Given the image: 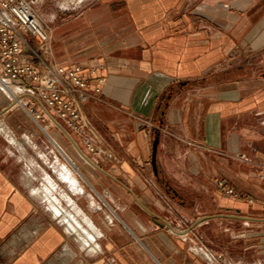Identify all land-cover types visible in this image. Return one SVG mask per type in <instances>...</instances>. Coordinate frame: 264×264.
I'll return each instance as SVG.
<instances>
[{"label":"crops","instance_id":"1","mask_svg":"<svg viewBox=\"0 0 264 264\" xmlns=\"http://www.w3.org/2000/svg\"><path fill=\"white\" fill-rule=\"evenodd\" d=\"M36 8L52 60L83 64L91 87L88 67L102 65L109 102L84 110L118 157H92L53 116L44 131L0 89V264H264V0ZM56 143L78 164L74 187ZM48 175L73 195L90 243L35 192ZM218 178L255 201L224 194Z\"/></svg>","mask_w":264,"mask_h":264},{"label":"built area","instance_id":"2","mask_svg":"<svg viewBox=\"0 0 264 264\" xmlns=\"http://www.w3.org/2000/svg\"><path fill=\"white\" fill-rule=\"evenodd\" d=\"M37 2L0 0V89L13 105L22 107L44 131L53 116L70 133L78 136L92 157L116 160L118 156L113 146L84 110V104L90 100L109 102L103 95L105 77L98 74L102 65L88 67L95 79L91 87L89 78L83 74V64L64 65L52 60L50 26L37 11ZM89 2L61 0V7L76 13ZM216 185L226 195L249 203L255 201L252 195L236 188L225 178H218ZM204 255L210 262L217 259L216 254L208 249Z\"/></svg>","mask_w":264,"mask_h":264},{"label":"bare ground","instance_id":"3","mask_svg":"<svg viewBox=\"0 0 264 264\" xmlns=\"http://www.w3.org/2000/svg\"><path fill=\"white\" fill-rule=\"evenodd\" d=\"M15 91L17 90L16 88H13ZM6 131V130H5ZM6 133V132H5ZM10 133V132H9ZM9 135V134H8ZM9 137V136H8ZM15 137V136H14ZM15 140V139H14ZM51 140V139H50ZM53 140V139H52ZM52 142V141H51ZM55 142V141H54ZM53 142V143H54ZM57 147L56 149H60V151L65 155L64 158L66 157L67 160L69 161L68 163H70L71 167L68 166H64L65 167V171L63 172V176H67L68 179L70 177L71 180H69L70 185L72 187H74V185L76 184V178L74 177V175H72V170H76L77 172H79V167L78 164L68 155L66 154V152H64V150L62 149V147H60L57 143L55 144ZM59 152V151H58ZM43 154V153H42ZM41 154V155H42ZM83 155V154H82ZM84 156V155H83ZM58 159V158H57ZM58 164V163H57ZM63 166V165H61ZM33 168V167H32ZM63 168V167H62ZM44 171V170H43ZM60 171V170H59ZM31 174V172H29ZM48 173V172H47ZM77 175V174H76ZM33 176V174H32ZM79 176V175H78ZM66 177V178H67ZM88 178V177H87ZM45 179V178H44ZM63 179V177H62ZM66 180V179H65ZM45 181V180H44ZM75 181V182H74ZM79 181V180H77ZM82 184V183H81ZM41 185V184H40ZM69 185V184H68ZM80 186V184H79ZM32 187H35L32 185ZM76 187V186H75ZM82 187V186H81ZM69 188V186H68ZM34 189V188H33ZM78 189V188H77ZM77 189H75L77 191ZM83 188H81L82 190ZM88 191V190H87ZM35 192L37 194H39L41 196V198L44 200V202L47 204V207L49 208V210L52 211V213L54 214V217L59 218V220H61V222L65 223V225L71 229L76 231L77 233H79V235L82 237L84 242H88L90 243V240H92L93 238H95L94 234L89 232L88 229L86 228L87 226H85L86 224L84 223V218L80 217L78 215L79 213V209L77 206L74 205V197L72 195V197L69 195V191H64L62 190V188L59 187L58 183L54 180L53 177H51L50 175H48V177L46 178V181L44 182L43 185L38 186V188L35 189ZM63 198H65L64 200L68 201L67 203H71L72 204V208L73 209H67L63 203ZM76 204V203H75ZM79 205V204H78ZM67 206V205H66ZM69 206V205H68ZM70 208V207H69ZM82 209V208H81ZM82 211V210H81ZM84 211V210H83ZM83 213V212H82ZM52 214V215H53ZM83 216V215H81ZM86 216V214H85ZM90 220V219H89ZM92 224V223H91ZM89 227V226H88ZM90 230V228H89ZM93 241V240H92ZM85 244V243H84ZM197 249L201 252L204 253L205 249L204 247H197Z\"/></svg>","mask_w":264,"mask_h":264},{"label":"water","instance_id":"4","mask_svg":"<svg viewBox=\"0 0 264 264\" xmlns=\"http://www.w3.org/2000/svg\"><path fill=\"white\" fill-rule=\"evenodd\" d=\"M159 139H160V135L159 133H156L155 134V138H154V141H153V150H152V163H153V166H154V170L155 172L157 173L158 170H157V165H156V154H157V147H158V143H159ZM78 147V146H77ZM79 148V147H78ZM79 150L81 151V153L88 159L91 161V159L82 151L81 148H79ZM204 217H207V216H204Z\"/></svg>","mask_w":264,"mask_h":264},{"label":"rangeland","instance_id":"5","mask_svg":"<svg viewBox=\"0 0 264 264\" xmlns=\"http://www.w3.org/2000/svg\"><path fill=\"white\" fill-rule=\"evenodd\" d=\"M68 15H74V12L72 11V12H67V13H65V14H63L62 15V17H66V16H68ZM50 24V23H49ZM83 149L85 150V147L83 146ZM87 151V150H86ZM201 212L202 211H204V210H200ZM216 212H223V210H219V211H216Z\"/></svg>","mask_w":264,"mask_h":264}]
</instances>
